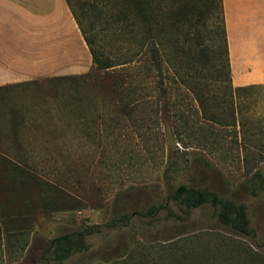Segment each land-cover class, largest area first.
Returning a JSON list of instances; mask_svg holds the SVG:
<instances>
[{"label":"rangeland","instance_id":"374dc122","mask_svg":"<svg viewBox=\"0 0 264 264\" xmlns=\"http://www.w3.org/2000/svg\"><path fill=\"white\" fill-rule=\"evenodd\" d=\"M71 2L82 15L83 0ZM104 4L99 6L113 9L111 14L128 10ZM202 11L201 33L209 35L210 26L217 33V7ZM111 14L81 16L86 30L93 22L89 35L108 52L110 39L121 34L106 27L110 22L116 28L111 22L117 16ZM226 40L230 62L227 32ZM84 52L78 75L0 91V209L7 215L0 264H51L41 260L47 242L90 226L98 232L87 237L88 253L64 264H263L264 190L252 195L241 183L256 172L264 180V84L226 105L223 124L202 118L197 102L183 90L170 95L177 107L164 111L159 101L149 113L141 107L129 118L107 97V73L113 70L96 71L87 47ZM230 73L232 86L239 87L231 62ZM231 108L235 120L242 116L243 132L233 123ZM197 158L210 166L197 169ZM170 159L179 168L174 175L165 174ZM179 183L207 186L244 205L250 235L222 226L209 205L186 216L170 199ZM158 204L165 209L155 217H138Z\"/></svg>","mask_w":264,"mask_h":264},{"label":"trees","instance_id":"16d2710c","mask_svg":"<svg viewBox=\"0 0 264 264\" xmlns=\"http://www.w3.org/2000/svg\"><path fill=\"white\" fill-rule=\"evenodd\" d=\"M65 1L79 27L94 69L104 72L113 70L107 73V79L110 80L107 97L112 107L129 118L141 107L144 115L149 113L147 109H152L159 101L163 102L164 111H168V105L177 107L176 100L170 103V95L183 90L197 102L202 118L223 124L222 115L228 116L226 105L233 104L234 99H240L239 96L255 87L232 86L222 0H83L78 6L84 10L82 15L71 0ZM100 1L128 10L111 14L113 9L102 10ZM214 7H217L220 15V28L216 33L210 26L209 35L205 36L201 33L205 24L199 17L204 15L202 9L206 11ZM86 14L96 17L104 14L117 16L111 22L116 28H110V22L105 24L110 31L113 29L121 33L119 37L110 39L111 51H106L95 36L89 35V32L94 31V24L89 22L88 29H85L81 16ZM130 14L138 18L127 19ZM190 16L195 17L191 19ZM106 27L101 31L107 30ZM115 69L120 70L115 72ZM72 79L86 81V76H74ZM229 115L234 119L235 111L232 108ZM234 120L233 123L243 132L245 126L242 116ZM193 166L201 169L210 165L207 160L197 158ZM177 172L179 168L176 161L170 159L165 174L174 175ZM241 187L243 191L257 195L264 190V180L256 172L242 182ZM170 199L186 216L196 208L209 205L222 226L244 236L250 235L245 206L221 198L207 186L179 183ZM163 209L165 206L162 204L152 205L144 214L137 215L155 217ZM167 211L178 218L171 208ZM125 217L128 219V216ZM6 218L7 215L0 209V247ZM97 229V226L85 227L53 238L47 242L41 260L64 264L74 255L87 254V237L98 232ZM132 252L129 249L127 255Z\"/></svg>","mask_w":264,"mask_h":264},{"label":"crops","instance_id":"0c3cea01","mask_svg":"<svg viewBox=\"0 0 264 264\" xmlns=\"http://www.w3.org/2000/svg\"><path fill=\"white\" fill-rule=\"evenodd\" d=\"M222 9L233 83L264 84V0H222ZM85 48L65 0H0V88L78 75Z\"/></svg>","mask_w":264,"mask_h":264}]
</instances>
